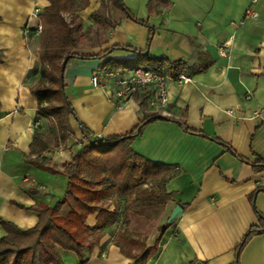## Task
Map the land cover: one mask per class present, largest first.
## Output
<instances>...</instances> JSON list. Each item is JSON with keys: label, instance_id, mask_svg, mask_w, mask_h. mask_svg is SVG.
I'll return each mask as SVG.
<instances>
[{"label": "crops", "instance_id": "crops-1", "mask_svg": "<svg viewBox=\"0 0 264 264\" xmlns=\"http://www.w3.org/2000/svg\"><path fill=\"white\" fill-rule=\"evenodd\" d=\"M50 0H0V217L20 229L38 221L32 210L20 208L40 202L51 204L65 190V176L41 170L31 160L61 171L82 144V123L91 135L108 137L129 132L149 111L141 109L144 96L115 105L91 83L94 70L108 59H133L135 53L115 49L103 57L74 58L63 72L64 92L76 115L69 116L72 135L65 148L30 153L35 131L56 136L50 119L38 116V101L30 88L39 80L38 36H25L34 26L31 13H41ZM139 24L120 12L114 27L95 45L73 50L99 55L113 46H129L151 58L184 61L180 71L186 83L172 82L163 117L132 140L139 156L174 167L165 185L171 192L163 215L175 205L183 212L163 234L158 248L143 263L121 253L115 238L117 220L101 229L99 243L83 248V264H235V248L245 232L257 224L252 200L264 216V172H254L236 154L264 161V0L252 7L258 17L246 19L251 0H123ZM149 4L151 10H149ZM150 37V40H149ZM227 43L229 57L219 55ZM201 70H196L201 68ZM233 110L234 113H229ZM79 120V122L77 121ZM175 120H184L193 134ZM34 124L36 126L34 127ZM206 135V136H203ZM109 201V200H108ZM114 209L113 201L109 210ZM97 212L86 219L93 229ZM5 231L0 225V237ZM63 264H79L71 251L57 248ZM239 264H264V231L251 238L239 255Z\"/></svg>", "mask_w": 264, "mask_h": 264}, {"label": "trees", "instance_id": "trees-1", "mask_svg": "<svg viewBox=\"0 0 264 264\" xmlns=\"http://www.w3.org/2000/svg\"><path fill=\"white\" fill-rule=\"evenodd\" d=\"M75 1L63 0L50 3L39 15L42 27L38 36L40 77L30 90L38 101V116L48 118L54 123L56 136L35 131L30 145L31 154H39L51 148H65L66 139L73 134L69 125V116L73 115L76 118V115L64 92L63 84L64 68L72 59L103 57L111 50L122 49L135 53V57L119 60L110 58L106 63L129 69L138 67L164 69L170 76H175L186 69L184 61L151 58L143 51L129 46H113L99 55L74 53V49L84 46L88 40V32L83 29L76 11L85 9L89 4V0H80V6L74 8ZM115 2L118 3L117 8L125 17L147 25L125 7L123 0H112L113 4ZM148 7L151 10L150 4ZM105 8L106 3L102 0L99 7L89 16L92 20L112 28L116 22L108 23L104 15ZM64 14H69V21ZM104 42L106 41L100 43ZM201 69L202 67L196 70ZM144 105H146L145 97L140 101L141 109ZM161 119L174 120L150 110L145 111L143 119L129 132L108 137L91 135L77 119L86 143L71 155V160L63 165L61 171L45 162L29 161L41 170L64 175L65 190L51 204L40 202L24 206L14 202L16 206L32 210L37 214L39 222L31 228L20 229L14 222L0 217V225L5 231V235L0 237V264H63L57 248L73 252L79 264H83L85 262L83 248L91 250L99 243L101 229L115 219L118 220V207L114 206L113 210H109V204L111 201L114 202V198H125L126 205L123 210L125 217L127 211L148 219L152 218L151 214L153 217L159 216L172 195L166 190L165 185L174 176V167L155 163L137 155L131 148V142L148 124ZM175 121L186 132L202 135L199 131L188 128L184 120ZM209 138L231 151L242 162L249 164L252 171L264 172V161L261 158L249 161L236 154L221 140L215 137ZM259 191H264V187L256 188L254 194ZM251 200L258 222L249 227L236 246L235 264H239V255L247 242L264 231V216L256 209L254 199ZM96 212L97 222L94 228L90 229L86 225V219ZM116 242L121 253L134 259L135 263H143L152 255L145 241H140L139 237L128 230L121 231L117 235ZM136 250L142 253L136 255Z\"/></svg>", "mask_w": 264, "mask_h": 264}, {"label": "built area", "instance_id": "built-area-1", "mask_svg": "<svg viewBox=\"0 0 264 264\" xmlns=\"http://www.w3.org/2000/svg\"><path fill=\"white\" fill-rule=\"evenodd\" d=\"M256 0H251V5L245 10L244 17L246 19H255L258 17L257 11L252 7ZM40 12L37 8L31 13L34 19V26H25L23 34L28 36L33 34L39 36L41 32V23L39 21ZM66 20L70 18L65 16ZM219 55L229 57L227 51V43L219 45ZM190 77L182 72L175 76L168 75L164 69H152L138 67L134 69L114 66H103L93 71L91 83L93 86L101 88L107 97L120 106L129 99H136L144 96L146 106L154 113H162L168 104V87L170 83H186ZM229 113H234L229 110ZM36 124H34V127Z\"/></svg>", "mask_w": 264, "mask_h": 264}, {"label": "rangeland", "instance_id": "rangeland-1", "mask_svg": "<svg viewBox=\"0 0 264 264\" xmlns=\"http://www.w3.org/2000/svg\"><path fill=\"white\" fill-rule=\"evenodd\" d=\"M63 0H50L51 3L61 2ZM102 0H89L88 6L80 11H76V14L79 15L81 19V24L84 30L88 32V40L86 41L85 45H95L97 42L101 41L104 36L106 37L107 33L110 30L109 26H104L101 22H96L90 18V13L97 9L100 5ZM106 3V8L104 9V15L106 20L109 24H113L116 22L119 14L120 9L117 8L118 3H112V0H103ZM80 6V0H76L74 2L73 7L78 8ZM120 11V12H119ZM67 18H70L69 14H64ZM57 199V198H56ZM55 199V200H56ZM54 200V201H55ZM114 206L118 207V220L116 227L118 229L117 235L123 231L128 230L136 237H139L140 241L144 240L146 246L148 247V251L150 254H153L157 248L159 242L161 241L163 234L167 231L166 229L170 227L171 224L167 223L166 216L163 215V211L160 213L159 216L153 217L148 219L131 211L125 212L123 214V210L125 209V198H114L113 199ZM142 252L140 250H136L135 254L140 255Z\"/></svg>", "mask_w": 264, "mask_h": 264}, {"label": "water", "instance_id": "water-1", "mask_svg": "<svg viewBox=\"0 0 264 264\" xmlns=\"http://www.w3.org/2000/svg\"><path fill=\"white\" fill-rule=\"evenodd\" d=\"M182 212H183L182 207H181L180 205H175V206L172 208V210H171V212H170V214H169V216H168L167 223H168V224H171L172 222H174L175 219H176L178 216L182 215ZM194 264H203V263L200 262V261H197V262H195Z\"/></svg>", "mask_w": 264, "mask_h": 264}]
</instances>
